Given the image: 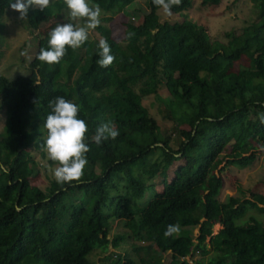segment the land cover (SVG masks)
Wrapping results in <instances>:
<instances>
[{
  "label": "trees",
  "instance_id": "trees-1",
  "mask_svg": "<svg viewBox=\"0 0 264 264\" xmlns=\"http://www.w3.org/2000/svg\"><path fill=\"white\" fill-rule=\"evenodd\" d=\"M88 1L114 16L133 0ZM251 1L256 19L232 32L226 42L210 45L186 30L193 0L173 6L172 14L184 20L175 26L185 32L169 39L168 25H161V8L153 0H146L148 12L137 25L126 23L125 40L145 42L151 86L155 89L161 78L168 92L159 101L163 118L172 122L169 131L142 104L143 94L118 75L115 59L107 68L98 67L97 40L68 48L59 63L49 65L36 58L48 47L46 34L36 39L27 74L0 75L5 112L0 133V264H93L88 255L118 247L125 238H109L112 220L123 222L130 239L168 252V264H189L187 256L208 252L203 244L207 237L213 255L195 264H264V220L245 218L251 210L264 214V195L220 201L223 181L216 172L224 161V166L247 167L264 149V0ZM11 2L0 0V18ZM59 3L68 14L64 0ZM96 30L116 58L120 41L103 24ZM199 56L210 66H203ZM125 67L141 65L128 59ZM58 96L80 106L78 118L88 126V163L80 180L61 184L52 179L40 188L30 183L36 155L58 166L47 156L43 127L49 101ZM108 121L119 136L97 145L95 130ZM177 133L180 142L173 149ZM157 151L161 160L150 162ZM120 179L125 193L117 190ZM148 190L151 196L142 201ZM214 222L221 228L212 235ZM175 224L179 233L165 237L168 226ZM114 256L109 264H162L161 258L137 262L127 252Z\"/></svg>",
  "mask_w": 264,
  "mask_h": 264
},
{
  "label": "rangeland",
  "instance_id": "rangeland-1",
  "mask_svg": "<svg viewBox=\"0 0 264 264\" xmlns=\"http://www.w3.org/2000/svg\"><path fill=\"white\" fill-rule=\"evenodd\" d=\"M203 0H193L192 6L186 12L190 19L185 23L190 27L193 35L200 39V43L210 45L212 41L226 42L228 36L232 32H238L240 29L255 20V8L251 0H221L218 5L204 6ZM14 2V0H13ZM89 4H93L88 1ZM148 12L146 0H133L127 5L122 13L110 16L102 12L101 23L110 28L113 37L120 41L121 48L115 58V67L119 76L130 85L138 93H142V104L148 109V112L153 116L162 130H171L172 122L163 118L161 113V104L159 97H166L168 92L163 85V80L159 78L155 89L151 86V72L145 67L144 62H149V57L146 54L145 42L137 40L130 42L125 40L128 30L126 23L131 22L137 25ZM159 21L161 25H168L167 39L172 35L182 34V29L175 26L177 22H182V18L177 14L167 15L161 8L158 11ZM184 21V20H183ZM71 22L68 19V14L62 10L59 0H51V3L44 11L32 7L29 8L27 17L20 18V14L9 8L5 15L0 18V75L8 78H14L20 74H27L29 71L28 62L35 54V46L37 38H40L54 29L57 24ZM81 25L83 21L79 22ZM160 31L155 30L158 35ZM185 32V31H184ZM183 32V33H184ZM102 39L98 31L92 30L89 32L87 41ZM188 39L187 41H190ZM167 43V42H166ZM170 50V47L168 46ZM27 51L28 55H22ZM209 52V51H208ZM133 60L141 67L131 68L125 67L126 60ZM206 59V58H205ZM204 57L199 56L197 60L205 67L210 66ZM208 65V66H207ZM205 72L202 71V74ZM5 119L4 108L0 106V133L3 131ZM180 128L187 129L186 125ZM180 142L179 134L173 136L171 145L173 149H177ZM161 153L155 152L151 158L152 161H160ZM36 160V172L30 178V183L40 188L46 187L54 178L53 170L57 166H50L45 159H41L38 155ZM225 161L219 166L216 171L222 178L223 184L218 195L220 201H226L229 196H238L241 198H250L251 193L264 195V149L257 152L254 162L240 168L238 166H224ZM171 172V170H169ZM122 179L117 181V190L119 193H125V185ZM151 196V191L145 193L142 201L147 200ZM249 215H254L257 218L264 220V214L254 210L249 211L245 218ZM221 228L219 223H212V235L216 234ZM128 229L120 220H112L109 230V238L113 239L119 235H125V238L119 243L118 247L110 246L106 251L95 250L88 255L89 260L93 264H109L115 254L127 252L135 261L141 258H150L155 260L161 258L162 264H168L169 253H160L155 247L145 242H137L127 237ZM194 234H198L195 230ZM207 250L203 254H194L187 256L186 260L189 264H195L194 260H202L204 263L213 255L210 247L209 237L204 243ZM148 247V249H147Z\"/></svg>",
  "mask_w": 264,
  "mask_h": 264
},
{
  "label": "clouds",
  "instance_id": "clouds-1",
  "mask_svg": "<svg viewBox=\"0 0 264 264\" xmlns=\"http://www.w3.org/2000/svg\"><path fill=\"white\" fill-rule=\"evenodd\" d=\"M182 0H153L157 8L171 16L173 6H179ZM51 0H14L10 3L11 10L18 12L20 18L27 17L29 8L44 11ZM68 9V19L71 22L57 24L49 32L48 47L40 49L37 59L46 64L59 63L67 54V49L81 47L89 38V32L100 26L102 9L99 4H89L88 0H64ZM83 21L81 25L79 22ZM96 61L98 67H109L115 57L111 54V47L106 39H100L97 45ZM22 55L27 56V51ZM37 104V100H33ZM51 111L47 115L43 127L47 130L45 150L50 160L57 162L53 175L58 183L78 181L83 175L88 163L86 154L90 151L85 143L88 126L85 120L79 119L80 106L62 96L49 101ZM264 122V115H261ZM119 136L116 126L108 121L98 126L92 137L97 145L108 139L115 140ZM179 224L169 225L164 233L165 237L179 233Z\"/></svg>",
  "mask_w": 264,
  "mask_h": 264
}]
</instances>
